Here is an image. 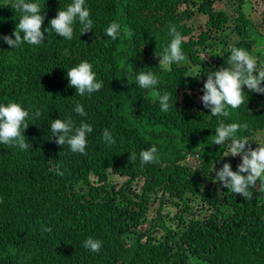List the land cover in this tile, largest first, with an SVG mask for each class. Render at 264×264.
<instances>
[{"label":"trees","instance_id":"1","mask_svg":"<svg viewBox=\"0 0 264 264\" xmlns=\"http://www.w3.org/2000/svg\"><path fill=\"white\" fill-rule=\"evenodd\" d=\"M218 1L85 0L92 31L80 34L74 23L67 40L48 20L72 0H28L40 5L45 40L14 49L0 40V104L41 115L27 121L29 151L0 144V264H264V178L250 200L223 188L215 171L223 163L236 171L240 157L224 156L228 143L213 145L221 122H247L236 136L253 149L264 144V94L244 86L245 103L228 118L212 116L200 100L207 72L227 67L232 47L264 66V21L247 14V0H227L233 14L216 9ZM13 2L0 0V36L21 18ZM113 21L133 35L108 38ZM169 23L184 37L185 59L166 68L156 56L169 42ZM82 60L103 81L91 95L76 94L66 78ZM141 71L171 94L169 112L138 86ZM77 102L86 116L73 111ZM68 117L92 126L85 154L50 139L51 120ZM104 129L114 144L102 140ZM152 146L158 162L141 164L140 151ZM88 237L102 242L99 253L83 247Z\"/></svg>","mask_w":264,"mask_h":264},{"label":"clouds","instance_id":"2","mask_svg":"<svg viewBox=\"0 0 264 264\" xmlns=\"http://www.w3.org/2000/svg\"><path fill=\"white\" fill-rule=\"evenodd\" d=\"M11 8L21 13V18L11 35L0 36L5 44L11 49L18 48L22 43L29 45H40L45 40L46 28L42 30L45 17L41 14L40 5L28 0H14ZM79 23L80 34L92 31L93 21L90 19V12L85 7V0H72L65 9H58L54 18L48 20L50 30L57 36L72 40L74 23ZM169 42L159 53L158 62L163 67H170L173 63L184 61L185 56L181 49L184 40L182 34L174 24H168ZM105 35L111 40H116L121 33L129 38L133 32L129 28L122 27L116 21L111 22L104 30ZM14 37V38H13ZM67 54V50L65 51ZM201 72L195 73L192 77L199 78ZM66 78L70 87L76 90L80 96L91 95L103 87V81L96 79V73L92 65L86 60L71 67L66 71ZM264 66L258 67L257 59L250 55L243 48L232 47L227 61V67H220L218 70L208 71L207 78L203 83L200 97L202 106L209 109L212 116L228 118L230 109L236 110L245 103L244 86L248 91L257 94H264ZM136 83L140 88L152 89L153 95L157 98L160 110L169 112L174 107L172 96L165 91L161 94L157 90L158 77L151 71L139 72L136 76ZM73 111L79 116H86L84 107L76 103ZM39 109L32 115L18 103L0 104V144L11 148H18L22 151H29L31 143L26 139L24 131L29 127L28 119L40 117ZM50 124V139L59 145H68L73 153L85 154L87 147V135L93 131L92 126L81 121L75 126L71 117L67 119H53ZM247 122L244 123H219L215 128L213 145L228 143L229 151L224 156L240 157V163L236 171H233L229 163H223L222 167L215 171V181L223 188L239 194L244 200L252 199L250 188L255 187L258 180L264 178V144L253 149L246 137L238 138V131H246ZM102 140L107 145L115 143V139L108 129L102 132ZM158 150L155 146L147 150H141L139 159L141 164L157 163L159 160ZM137 154L131 152L128 161L135 162ZM57 174L63 175L57 168ZM177 210V208H176ZM43 227V226H42ZM44 227V231H50ZM83 247L94 253H99L102 242L98 239L88 237L83 242Z\"/></svg>","mask_w":264,"mask_h":264},{"label":"rangeland","instance_id":"3","mask_svg":"<svg viewBox=\"0 0 264 264\" xmlns=\"http://www.w3.org/2000/svg\"><path fill=\"white\" fill-rule=\"evenodd\" d=\"M214 7L216 9H224L225 12H227L228 14L231 13L233 14V9L230 6L229 2L227 0H219L218 2H216L214 4ZM245 9L247 14L253 16L255 23H260L264 21V0H247L246 4H245ZM201 27L199 28L200 31ZM227 32H229V29L227 30ZM204 57H207L206 60H210V57L207 53H204L203 55ZM262 134H255L254 136V143H258L259 139L261 138ZM193 162V161H191ZM114 178H119L117 176H114ZM195 209H198L196 207H194ZM170 207H166L164 213L166 214L169 211ZM172 214V213H170ZM174 213L172 214L173 217Z\"/></svg>","mask_w":264,"mask_h":264}]
</instances>
